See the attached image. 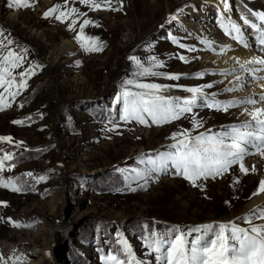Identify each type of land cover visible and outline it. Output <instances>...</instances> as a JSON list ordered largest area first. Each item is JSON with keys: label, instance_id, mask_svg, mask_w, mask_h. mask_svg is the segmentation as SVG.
<instances>
[{"label": "rangeland", "instance_id": "obj_1", "mask_svg": "<svg viewBox=\"0 0 264 264\" xmlns=\"http://www.w3.org/2000/svg\"><path fill=\"white\" fill-rule=\"evenodd\" d=\"M208 1L122 0L121 7V0H111V9L119 10H108L90 8L80 0H67L66 7V0H28L30 7L0 0V31L13 40V51L26 49L23 67L13 74L19 82L18 73L28 68L34 72L14 99L0 88L5 103L11 104L0 111V136L12 138L11 143L0 142V158L13 156L5 162L0 179H14L23 187L19 192L0 187V257L4 258L0 264H111L106 262L109 255L127 264L130 258L123 242L135 257L132 264H155L158 253L149 243L174 236L173 229L188 233L221 223L249 227L244 218L250 213L245 212L243 200L257 189L260 176L243 175L238 164L215 179L198 181L195 187L171 166L146 187L136 177L150 167L149 158L169 151L176 142L173 133L188 130L195 137L207 130L219 132L243 121L234 114L239 107L226 112L194 109L202 122L198 128L193 127L191 113L157 126L150 120L147 124L121 121L122 106L115 100L128 79L184 88L211 83L212 88H204L206 93H214L220 102L236 100L226 91L227 83L217 77L218 65L205 63L204 57L214 56L226 42L239 44L221 24H234L242 11L250 10L240 0ZM57 4L61 11L75 8L86 15L73 14L63 23L55 19L59 12L45 18L44 13ZM73 19L77 23L70 30ZM84 19L92 23L84 27L83 36L98 38L102 51L87 52L77 42ZM131 56L145 67L155 57L163 67L153 71L181 78L136 76ZM163 95L191 94L173 87ZM114 125L118 127L109 131ZM220 209L222 216L213 215ZM202 216L205 219L198 221ZM197 235L191 232L188 239Z\"/></svg>", "mask_w": 264, "mask_h": 264}, {"label": "snow or ice", "instance_id": "obj_2", "mask_svg": "<svg viewBox=\"0 0 264 264\" xmlns=\"http://www.w3.org/2000/svg\"><path fill=\"white\" fill-rule=\"evenodd\" d=\"M13 3L19 7H30L28 0H13ZM80 3L89 6L93 9H101L106 7L111 9V0H80ZM67 6V0L65 7ZM227 9V3H225ZM122 7V0H121ZM61 5L57 4L44 13V17L48 18L55 13V19L60 22H65L71 15L76 14L77 17L84 16L86 13H79L73 8L69 12L61 11ZM252 15L260 23H254L247 17L243 18V23L253 29L257 35L255 37L261 50L264 51V13L253 12ZM171 19H176L173 16ZM76 19H73L69 25L70 30H75ZM92 21L84 19L80 25L79 33L76 40L81 44L87 52H98L103 50V43L96 37H84V27ZM222 28L226 35L232 36L238 43L245 47L249 45L243 40L242 32L239 26L232 24L230 21L227 24L222 22ZM0 88L13 99L20 94L22 89L27 87V79L34 74L32 68L25 69L24 72L18 73L20 80L17 82V76L14 71L23 67L26 49L18 53L10 48L13 40L5 37L0 31ZM82 37L83 41L82 42ZM211 48V42H206ZM224 51L223 49L221 50ZM184 59V57H180ZM138 71L134 73L136 76H161L167 79L179 80L180 74H163L153 71L154 68L163 67V63L152 57L150 67H145L144 64L135 56L129 57ZM238 64L240 62L236 61ZM248 65H258L259 67H248ZM38 67V66H35ZM242 72L248 73L253 80H264V76L257 77V72H264V58L253 57L250 60L240 64ZM235 73V69L232 70ZM225 75L231 73H224ZM204 73H199L198 76H203ZM242 75H236L238 82L243 81ZM131 86V87H130ZM140 91H133L132 88ZM182 88L191 95L189 97H172L165 96L163 92L171 88ZM211 83L203 87L184 88L182 85H158L155 83H142L139 80L128 79L123 82L122 91L115 98L116 103L120 104L121 114L119 119L124 122L133 120L147 124L149 120L152 124L160 126L164 123H171L185 117L186 114H192V123L194 128L202 127V122L196 119L194 109L196 108H213L217 111H228L233 107H244L242 115L248 117L247 120L230 125L228 128L219 132L207 130L206 133L192 137L188 130L183 132L173 133L171 139L176 141L170 145L169 151L157 153L155 159L149 158L150 165L144 172H137L138 180H143L146 187L149 181L155 182L153 177L159 176L160 173H167L169 166L175 169V174L182 176L189 181L194 187L198 186L200 180L208 178H217L228 172L233 165H239L241 173L247 175L249 172L256 173L257 167L253 165L248 168L244 164V159L248 155H259L264 159V94L259 96V100L251 97L243 100H231L220 102L215 98V94H208L204 88H212ZM264 88V84L261 85ZM14 89L13 91H10ZM236 88H228L226 91H235ZM260 106H257V105ZM5 107H11V104L5 103V97L0 94V111ZM22 107V105H21ZM30 119V118H29ZM17 124H23V121H14ZM118 125H114L109 131L115 130ZM12 142L11 137L0 136V142ZM19 142L16 144L20 146ZM13 156L5 154L0 158V171L4 170L5 162L11 161ZM14 165H9V168ZM26 175L31 176V173ZM43 180L44 177H40ZM238 182V180L236 181ZM0 187L10 188L12 191H22V185H19L14 179H0ZM135 191L136 189H131ZM264 193V178H261L257 189L252 193V196ZM251 198V197H250ZM6 206V205H5ZM252 215L260 220H264V208L252 210ZM244 221L249 225L248 228L239 227L235 223L219 225H205L202 228L189 230L188 233H182L179 229L172 231L177 233L174 236H161L149 243V247L158 253L156 260L158 264H264V223H253L252 217H245ZM11 222V221H10ZM13 226L20 227L21 225L13 222ZM191 232L200 233L191 240L188 236ZM124 243V251L130 258L127 264H132L135 257L132 255L131 248ZM0 257V260H3ZM106 262L111 264H126L124 260L117 256L109 255ZM139 264V262H136Z\"/></svg>", "mask_w": 264, "mask_h": 264}, {"label": "bare ground", "instance_id": "obj_3", "mask_svg": "<svg viewBox=\"0 0 264 264\" xmlns=\"http://www.w3.org/2000/svg\"><path fill=\"white\" fill-rule=\"evenodd\" d=\"M199 1L200 0H198V2ZM219 1L222 0H209L207 3L217 4L220 3ZM240 5L242 7L247 6L246 9L250 10V13H248V11L245 13L242 11V17L236 18L234 24L240 27L243 40L249 46L245 47L241 43L237 44L235 41L233 42L229 41L225 43L223 52L221 51V49H215V54L217 55L215 54H212L214 56L207 55L204 58L207 59L205 63L216 64V66L218 65L216 68L218 71L217 77L220 80L225 81L228 85V88H236L235 91H231L234 95V99L243 100L245 98L251 97L253 99L259 100V96L261 94H264V88L261 87V85L264 84V80H253L248 73L241 71L240 64H243L245 61L250 60L253 57L264 58V51L261 50L260 45L257 43L255 39L257 33H254L253 31H251V33L246 32V29L243 27L240 19H242L243 21V18L245 17L255 18L252 15L253 12L264 13V0H240ZM228 15H231V13L228 12ZM256 23L259 24L260 22L256 20ZM201 32H205V31H201ZM220 38L221 37L219 36V39ZM237 60L240 62V64L236 62ZM248 67L251 68V67H259V66L248 65ZM233 69L236 70L235 73H233L232 71ZM224 73H231V74L225 75ZM236 75H242L244 77L243 81L238 82L236 80ZM256 76L257 77L264 76V72H257ZM257 106L260 105L258 104ZM243 112H244V107L239 106V109H236L234 114L238 116L240 120L245 121L248 119V117L246 115H242ZM244 164L248 168H251L253 165H255L257 167L256 174L260 176V179L264 178V159H262L260 156L254 157L253 155H248L244 159ZM252 193L253 192H251V194L248 195V198L244 199L243 201L245 203V212L246 213L249 212L250 213L249 215L254 217L252 215L253 209L264 208V193H261L260 195L254 197L252 196ZM259 221L261 223H264V220L259 219ZM155 264H158V262L155 261Z\"/></svg>", "mask_w": 264, "mask_h": 264}, {"label": "trees", "instance_id": "obj_4", "mask_svg": "<svg viewBox=\"0 0 264 264\" xmlns=\"http://www.w3.org/2000/svg\"><path fill=\"white\" fill-rule=\"evenodd\" d=\"M224 211V210H223ZM223 211H222V209H220L219 211H215V212H213V215H215V216H222L223 215ZM205 219V217L204 216H202V217H199V219H198V221H201V220H204ZM144 223L145 222H142V223H139L138 225H136V227H142L143 225H144ZM149 224V226H153V225H155V226H157L156 224H152V223H148ZM142 225V226H141ZM159 228H161L162 230H165V229H168V228H166V227H160L159 226ZM172 228V227H171Z\"/></svg>", "mask_w": 264, "mask_h": 264}]
</instances>
